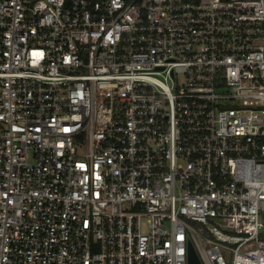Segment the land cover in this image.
<instances>
[{
  "label": "built area",
  "instance_id": "1",
  "mask_svg": "<svg viewBox=\"0 0 264 264\" xmlns=\"http://www.w3.org/2000/svg\"><path fill=\"white\" fill-rule=\"evenodd\" d=\"M264 0H0V264H264Z\"/></svg>",
  "mask_w": 264,
  "mask_h": 264
},
{
  "label": "water",
  "instance_id": "2",
  "mask_svg": "<svg viewBox=\"0 0 264 264\" xmlns=\"http://www.w3.org/2000/svg\"><path fill=\"white\" fill-rule=\"evenodd\" d=\"M187 264H201L199 258L197 257L193 247L188 245V259Z\"/></svg>",
  "mask_w": 264,
  "mask_h": 264
},
{
  "label": "rangeland",
  "instance_id": "3",
  "mask_svg": "<svg viewBox=\"0 0 264 264\" xmlns=\"http://www.w3.org/2000/svg\"><path fill=\"white\" fill-rule=\"evenodd\" d=\"M262 232L264 233V225H263V228H262Z\"/></svg>",
  "mask_w": 264,
  "mask_h": 264
}]
</instances>
